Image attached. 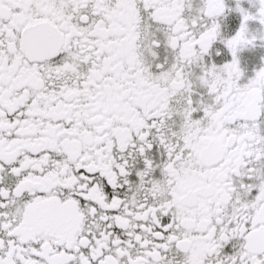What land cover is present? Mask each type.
Here are the masks:
<instances>
[{
    "label": "snow or ice",
    "instance_id": "obj_1",
    "mask_svg": "<svg viewBox=\"0 0 264 264\" xmlns=\"http://www.w3.org/2000/svg\"><path fill=\"white\" fill-rule=\"evenodd\" d=\"M0 264H264V0H0Z\"/></svg>",
    "mask_w": 264,
    "mask_h": 264
},
{
    "label": "flooded vegetation",
    "instance_id": "obj_2",
    "mask_svg": "<svg viewBox=\"0 0 264 264\" xmlns=\"http://www.w3.org/2000/svg\"><path fill=\"white\" fill-rule=\"evenodd\" d=\"M261 53H256L255 58L251 55L246 53L244 56V66L248 70V73L251 74L254 69H256L259 66V60L258 56Z\"/></svg>",
    "mask_w": 264,
    "mask_h": 264
}]
</instances>
